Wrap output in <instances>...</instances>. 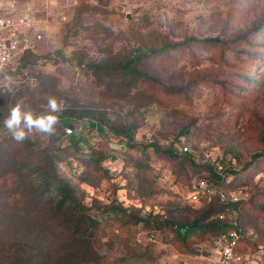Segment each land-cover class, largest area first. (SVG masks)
<instances>
[{"label": "rangeland", "instance_id": "1", "mask_svg": "<svg viewBox=\"0 0 264 264\" xmlns=\"http://www.w3.org/2000/svg\"><path fill=\"white\" fill-rule=\"evenodd\" d=\"M21 1L34 7L45 31L37 49L6 73L10 79L1 77L0 120L18 101L25 110L44 113L49 96L37 88L46 83L63 110L93 112L92 119H60L53 135L28 136L36 148L60 147L59 174L78 189L92 215L100 214L94 203L119 200L144 218L164 215L191 223L212 203H222L217 197L191 199L195 183L205 180L229 199H242L219 219H239L242 249L264 264V0ZM190 37L222 43L157 53L164 38L182 43ZM151 48L162 85L156 84L152 98H132L121 79L102 82L77 65L80 57L86 65L111 63ZM252 60L257 61L251 67ZM130 108L142 121L131 142L117 130ZM10 135L0 126V140ZM128 142L137 147H113ZM151 144L172 153L148 157L143 147ZM218 166L228 174L222 188L213 183ZM141 229L136 227L134 241L152 249L155 264H207L206 249L217 232L209 228L184 246L171 233L156 239ZM103 234L95 244L100 256L134 247L132 238H119L110 226Z\"/></svg>", "mask_w": 264, "mask_h": 264}, {"label": "trees", "instance_id": "2", "mask_svg": "<svg viewBox=\"0 0 264 264\" xmlns=\"http://www.w3.org/2000/svg\"><path fill=\"white\" fill-rule=\"evenodd\" d=\"M220 43L222 41L219 38L190 37L182 43H172L164 38L157 53H167L182 45L217 46ZM146 51L139 50L120 61H103L90 65H86L84 58L80 57L77 65L93 70V75L102 82L104 77L121 79L132 98H152L155 86L159 83L150 61L151 55L156 52L152 48ZM144 58H149V61ZM256 61L252 60L251 67ZM56 86L58 84L53 85ZM158 86L162 87L161 84ZM37 90L46 96L58 95L53 90L50 91L46 83ZM137 111L136 108L127 109L119 120L117 130L129 142L142 122ZM59 117L92 119L94 115L90 110H63ZM129 142L124 144L126 149L137 147ZM71 146L78 148L77 145ZM118 148L122 151L121 146ZM59 150L60 147L36 148L29 137L22 142L15 141L11 135L0 140V264H155L158 256L152 249L142 248L134 241L136 233L140 232L136 227L142 225L141 231L147 230L156 239L171 233L184 246H188L190 239L199 240L209 228L217 231L215 237L229 229L231 224L219 218L224 209L240 205L233 202L212 203L208 211L201 213L191 223H182L174 217L164 215L150 214L144 218L140 209L126 207L119 200L106 205L94 203L92 207L100 214L92 215L91 208L78 189L60 176ZM143 152L156 159L172 153L171 150H162L157 144L143 147ZM187 158L191 162L195 161L190 155ZM224 173L226 177L223 182L215 174L216 181L213 183L219 188L229 184L228 174ZM106 226L114 228L119 238H132L134 247L119 256H100L95 251V244L104 237ZM244 240L245 238L240 244L241 250ZM212 247L213 242L207 247L206 255Z\"/></svg>", "mask_w": 264, "mask_h": 264}, {"label": "built area", "instance_id": "3", "mask_svg": "<svg viewBox=\"0 0 264 264\" xmlns=\"http://www.w3.org/2000/svg\"><path fill=\"white\" fill-rule=\"evenodd\" d=\"M37 11L31 4L21 0H0V80L24 54L37 49L43 40L45 28L38 20ZM72 132L71 129L67 130ZM189 151L184 147V152ZM220 181L225 180L223 167L215 169ZM217 197L221 202L240 203L241 198L229 199L223 190H218L205 180L197 181L191 194L193 201ZM223 218V215L221 216ZM231 227L220 232L213 240V247L206 255L207 264H258L250 253L240 248L245 230L239 219L231 221Z\"/></svg>", "mask_w": 264, "mask_h": 264}, {"label": "clouds", "instance_id": "4", "mask_svg": "<svg viewBox=\"0 0 264 264\" xmlns=\"http://www.w3.org/2000/svg\"><path fill=\"white\" fill-rule=\"evenodd\" d=\"M7 57L0 56V61ZM2 71V68H0ZM5 78H9L5 74ZM46 111L36 114L31 109L25 110L22 101L9 108L8 115L0 120V126L6 129L17 142H22L33 132L53 135L56 132V125L60 122L59 113L63 111V102L55 96L47 97Z\"/></svg>", "mask_w": 264, "mask_h": 264}, {"label": "water", "instance_id": "5", "mask_svg": "<svg viewBox=\"0 0 264 264\" xmlns=\"http://www.w3.org/2000/svg\"><path fill=\"white\" fill-rule=\"evenodd\" d=\"M113 147L117 148L118 145H113ZM121 150L124 151L125 150V146H121Z\"/></svg>", "mask_w": 264, "mask_h": 264}]
</instances>
